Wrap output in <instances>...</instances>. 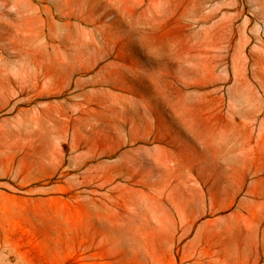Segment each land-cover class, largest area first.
Wrapping results in <instances>:
<instances>
[{"label": "rangeland", "instance_id": "rangeland-1", "mask_svg": "<svg viewBox=\"0 0 264 264\" xmlns=\"http://www.w3.org/2000/svg\"><path fill=\"white\" fill-rule=\"evenodd\" d=\"M0 264H264V0H0Z\"/></svg>", "mask_w": 264, "mask_h": 264}]
</instances>
